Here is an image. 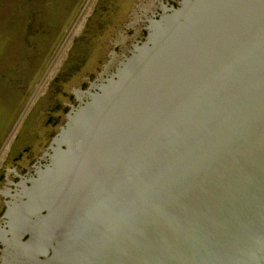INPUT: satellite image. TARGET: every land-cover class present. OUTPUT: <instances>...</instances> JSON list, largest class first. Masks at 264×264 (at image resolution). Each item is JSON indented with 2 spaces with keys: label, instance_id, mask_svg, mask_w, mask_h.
Segmentation results:
<instances>
[{
  "label": "water",
  "instance_id": "obj_1",
  "mask_svg": "<svg viewBox=\"0 0 264 264\" xmlns=\"http://www.w3.org/2000/svg\"><path fill=\"white\" fill-rule=\"evenodd\" d=\"M0 264H264V0H178L23 183Z\"/></svg>",
  "mask_w": 264,
  "mask_h": 264
},
{
  "label": "rangeland",
  "instance_id": "obj_2",
  "mask_svg": "<svg viewBox=\"0 0 264 264\" xmlns=\"http://www.w3.org/2000/svg\"><path fill=\"white\" fill-rule=\"evenodd\" d=\"M177 1L0 0V220L79 105Z\"/></svg>",
  "mask_w": 264,
  "mask_h": 264
},
{
  "label": "flooded vegetation",
  "instance_id": "obj_3",
  "mask_svg": "<svg viewBox=\"0 0 264 264\" xmlns=\"http://www.w3.org/2000/svg\"><path fill=\"white\" fill-rule=\"evenodd\" d=\"M4 151V149L1 151V153Z\"/></svg>",
  "mask_w": 264,
  "mask_h": 264
}]
</instances>
